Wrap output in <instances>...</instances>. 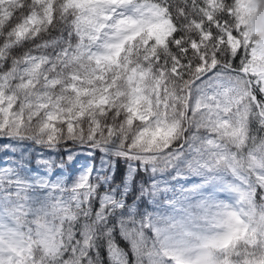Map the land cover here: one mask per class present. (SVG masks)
Returning <instances> with one entry per match:
<instances>
[{
	"label": "snow or ice",
	"instance_id": "snow-or-ice-1",
	"mask_svg": "<svg viewBox=\"0 0 264 264\" xmlns=\"http://www.w3.org/2000/svg\"><path fill=\"white\" fill-rule=\"evenodd\" d=\"M81 150L233 201L131 213L59 181ZM117 227L133 264H264V0H0V264H88Z\"/></svg>",
	"mask_w": 264,
	"mask_h": 264
},
{
	"label": "trees",
	"instance_id": "trees-1",
	"mask_svg": "<svg viewBox=\"0 0 264 264\" xmlns=\"http://www.w3.org/2000/svg\"><path fill=\"white\" fill-rule=\"evenodd\" d=\"M252 127L253 139H255L259 129L254 125ZM71 165V168L65 167L71 176L64 182H75L80 171H91L94 177L98 176L100 181L99 191L102 194L113 193V195L126 203L129 212L139 215L149 213L151 209L155 208L154 203H150L145 195V190L155 185L153 180L157 181L162 175L176 171L169 168L157 173L155 177H150L143 170L137 172L136 163L130 164L124 159L116 158L115 156L110 158L99 151L89 152L85 150H81L73 158ZM230 200H233L232 195ZM110 223L117 224V219H111ZM117 247L124 257L123 264H133L136 260L135 249L129 239L121 234L119 227L111 234V239L107 235L100 237L97 245L90 253L88 264H113V253L116 252Z\"/></svg>",
	"mask_w": 264,
	"mask_h": 264
},
{
	"label": "rangeland",
	"instance_id": "rangeland-1",
	"mask_svg": "<svg viewBox=\"0 0 264 264\" xmlns=\"http://www.w3.org/2000/svg\"><path fill=\"white\" fill-rule=\"evenodd\" d=\"M84 166V164H82ZM69 171L64 168V174L58 177L60 182L67 181L70 178ZM84 171H80L77 175V180L81 178ZM160 185V190L155 196L150 195L154 190L155 185L145 190V195L150 203H154L155 208L149 213L159 211L161 214H172V210L167 207H161V202L166 203L168 200L180 201L176 211L180 210L181 206L186 207L188 203H195L201 197L210 198L218 202L232 203L230 190H227L225 185L231 182V177L225 174H218L214 177H205L201 175H187L184 178H177V172L164 174L157 179ZM189 193L191 195H189Z\"/></svg>",
	"mask_w": 264,
	"mask_h": 264
}]
</instances>
